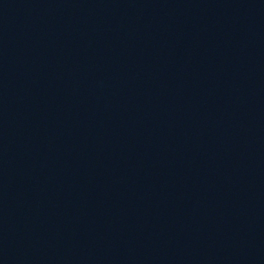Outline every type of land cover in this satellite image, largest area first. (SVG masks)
<instances>
[{"label": "water", "instance_id": "obj_1", "mask_svg": "<svg viewBox=\"0 0 264 264\" xmlns=\"http://www.w3.org/2000/svg\"><path fill=\"white\" fill-rule=\"evenodd\" d=\"M0 264H264V0H0Z\"/></svg>", "mask_w": 264, "mask_h": 264}]
</instances>
